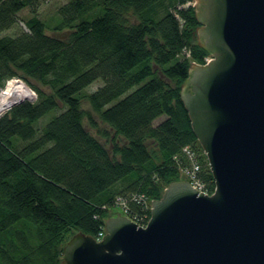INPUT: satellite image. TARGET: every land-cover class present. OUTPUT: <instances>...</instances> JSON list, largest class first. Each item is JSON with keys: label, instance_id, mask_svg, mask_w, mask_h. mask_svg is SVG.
Instances as JSON below:
<instances>
[{"label": "trees", "instance_id": "trees-1", "mask_svg": "<svg viewBox=\"0 0 264 264\" xmlns=\"http://www.w3.org/2000/svg\"><path fill=\"white\" fill-rule=\"evenodd\" d=\"M42 1L0 0V89L17 77L36 92L0 116V264H61L66 241L98 237L118 198L146 224L193 161L214 190L180 97L210 56L194 0H69L53 26ZM19 19L26 29L1 35Z\"/></svg>", "mask_w": 264, "mask_h": 264}, {"label": "water", "instance_id": "water-1", "mask_svg": "<svg viewBox=\"0 0 264 264\" xmlns=\"http://www.w3.org/2000/svg\"><path fill=\"white\" fill-rule=\"evenodd\" d=\"M193 5L211 59L189 66L180 97L214 190L171 181L145 226L116 212L100 240L66 241L65 264H264V0Z\"/></svg>", "mask_w": 264, "mask_h": 264}, {"label": "rangeland", "instance_id": "rangeland-1", "mask_svg": "<svg viewBox=\"0 0 264 264\" xmlns=\"http://www.w3.org/2000/svg\"><path fill=\"white\" fill-rule=\"evenodd\" d=\"M69 0H43L40 5H39V8H38V12H39V16L41 17V19L47 24V25H50V26H53L56 22H58L60 20V15L59 13L57 12V8L59 7V5L65 3V2H68ZM29 14V10L27 8L25 9H22L20 12H19V16L20 18H23V17H27ZM19 28H23V29H26V26L24 24L23 21H21L20 19L17 21V23L11 27L10 29L6 30V31H3L1 33L2 34H14L15 32L18 31ZM50 32V31H49ZM194 63V62H193ZM12 79H17V80H20L24 83V81L20 78H17V77H14V78H11V79H8L4 86L6 85V83L9 81V80H12ZM26 84V83H25ZM99 83H95L91 86V88H94L98 85ZM27 85V84H26ZM3 86V87H4ZM28 86V85H27ZM2 87V88H3ZM29 87V86H28ZM1 88V89H2ZM30 88V87H29ZM31 89V88H30ZM32 90V89H31ZM33 92V95H34V98L33 99H24V100H30V101H34L36 99V92L34 90H32ZM23 101V100H22ZM17 104V103H16ZM15 105V104H13ZM12 105V106H13ZM84 107L85 108H89L87 104H84ZM10 108V107H9ZM8 108V109H9ZM8 109H6L5 111H3L0 116L6 112ZM96 118V117H95ZM161 119L163 118H158L154 123H157L158 121H160ZM96 122L99 124L100 127H104L105 124H103L99 119L96 118ZM84 123L86 124V127L88 126L87 125V122L86 120L84 121ZM89 130L92 131V133H94L95 135H97L99 137L100 140L103 141V139L96 133V131L92 128H90L88 126ZM183 175L185 177H187L186 173L183 172ZM119 210L121 211H124L125 210V205L123 202L121 201H118L117 202V207L114 208V211L115 212H119ZM113 215V214H112ZM61 264H65L63 262V260L61 261Z\"/></svg>", "mask_w": 264, "mask_h": 264}, {"label": "bare ground", "instance_id": "bare-ground-1", "mask_svg": "<svg viewBox=\"0 0 264 264\" xmlns=\"http://www.w3.org/2000/svg\"><path fill=\"white\" fill-rule=\"evenodd\" d=\"M32 90L22 81L17 79L9 80L0 90V114L24 99H33Z\"/></svg>", "mask_w": 264, "mask_h": 264}, {"label": "built area", "instance_id": "built-area-1", "mask_svg": "<svg viewBox=\"0 0 264 264\" xmlns=\"http://www.w3.org/2000/svg\"><path fill=\"white\" fill-rule=\"evenodd\" d=\"M211 59V55L210 56H207L206 58H205V62H207V61H209ZM204 62V63H205ZM199 170V164L197 163V162H194L193 161V165H192V168L191 169H186V171H185V173H186V175H187V177H186V180L195 188V189H197L199 192L200 191H202L203 193H207V194H210V193H208L207 191H206V189H205V187H204V185L202 184V183H200L199 181H198V178H197V171ZM118 201H121V202H123L124 203V205H125V202L123 201V200H120L119 198H118ZM145 202V201H144ZM150 205H149V207H151V203H149ZM138 225H141V226H145L146 224H139V223H137ZM104 233H105V230H104V228H103V231H101V232H99V234H98V237H96V239L97 240H100L101 239V237L104 235Z\"/></svg>", "mask_w": 264, "mask_h": 264}]
</instances>
